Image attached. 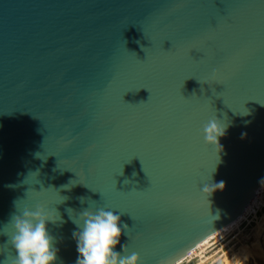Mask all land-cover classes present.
I'll use <instances>...</instances> for the list:
<instances>
[{
	"label": "water",
	"instance_id": "95a60500",
	"mask_svg": "<svg viewBox=\"0 0 264 264\" xmlns=\"http://www.w3.org/2000/svg\"><path fill=\"white\" fill-rule=\"evenodd\" d=\"M262 179L264 0H0V264L17 208L39 204L63 220L56 264L100 207L129 225L126 255L182 264Z\"/></svg>",
	"mask_w": 264,
	"mask_h": 264
},
{
	"label": "clouds",
	"instance_id": "9594fccd",
	"mask_svg": "<svg viewBox=\"0 0 264 264\" xmlns=\"http://www.w3.org/2000/svg\"><path fill=\"white\" fill-rule=\"evenodd\" d=\"M228 126L224 120L216 115L213 116L203 128L205 142L221 151L220 138L226 135ZM214 171L215 168L212 172ZM225 188L226 182L221 180L205 183L202 191L209 197ZM81 201L83 202V198ZM17 210L10 222L15 229L11 236V245L15 250L14 264H56L59 249L56 247V238L49 231L48 225L57 220L63 223L60 215L54 218L50 209L43 204L37 205L35 210L29 207H25L22 211L18 208ZM56 212L58 213L57 210ZM121 215L103 207L95 211L86 208L79 214L83 224L80 225L74 221L78 231H75L73 236L77 241L79 254L75 264H141L142 257L138 252L126 255L127 244L121 245V237L130 231L129 225L122 223ZM118 245L121 246V251H117Z\"/></svg>",
	"mask_w": 264,
	"mask_h": 264
},
{
	"label": "rangeland",
	"instance_id": "374dc122",
	"mask_svg": "<svg viewBox=\"0 0 264 264\" xmlns=\"http://www.w3.org/2000/svg\"><path fill=\"white\" fill-rule=\"evenodd\" d=\"M256 200L238 224L211 236L205 248L199 245L182 264L192 260L195 264L202 260L204 264H264V190Z\"/></svg>",
	"mask_w": 264,
	"mask_h": 264
},
{
	"label": "bare ground",
	"instance_id": "6f19581e",
	"mask_svg": "<svg viewBox=\"0 0 264 264\" xmlns=\"http://www.w3.org/2000/svg\"><path fill=\"white\" fill-rule=\"evenodd\" d=\"M262 190H264V187H262V188L256 193V195L254 196V198L251 200V202H250V203L248 204V206L246 207V209H245V211L243 212V214H242L237 220H235L233 223H231L230 225H228L227 227L233 228V227L235 226V224H238V223H239V221L241 220V218H242L243 216H245L246 213H247V212L249 211V209L251 208L252 203H256V202H257L256 198L258 197V195L261 193ZM260 223H261V222H260ZM260 223H259V224H260ZM259 224H258V225H259ZM236 226H237V225H236ZM261 227H262V225L259 226L260 230H261ZM225 228H226V227H225ZM225 228H224V229H225ZM222 230H223V229H222ZM263 230H264V229H263ZM261 231H262V230H261ZM218 233H220V231L217 232V233H215V234H213L212 236H218ZM210 237H211V236H210ZM210 237H208L207 239H205L203 242H201V243L199 244V245L202 246V247H201L202 249L205 248V246H207V244L210 242V241H209V238H210ZM199 245H198V246H199ZM198 246H197V247H198ZM197 247H196V248H197ZM196 248H195V249H196ZM195 249L191 250L190 253H191L192 251H194ZM202 251H203V250H202ZM202 251H201V252H202ZM190 253H189L188 255H190ZM199 253H200V252H199ZM200 254H201V253H200ZM188 255H187V256H188ZM186 258H187V257H186ZM186 258H185L184 260H182V262L185 261ZM205 261H206V260H205ZM205 261L202 260V261H199V263H200V264H204Z\"/></svg>",
	"mask_w": 264,
	"mask_h": 264
}]
</instances>
